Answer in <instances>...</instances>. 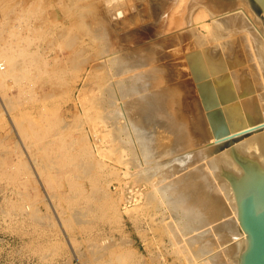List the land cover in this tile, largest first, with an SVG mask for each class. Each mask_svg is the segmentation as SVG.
Segmentation results:
<instances>
[{
    "label": "bare ground",
    "instance_id": "1",
    "mask_svg": "<svg viewBox=\"0 0 264 264\" xmlns=\"http://www.w3.org/2000/svg\"><path fill=\"white\" fill-rule=\"evenodd\" d=\"M140 1L70 0L73 11L66 9L73 14V19L70 25L59 28V19L44 22L40 0H23L19 22L11 21L9 25L11 22L6 20L8 25L0 27V106L3 111L9 113L14 104V99L9 102L1 91L10 81L20 84V93L26 101L34 99L35 88L49 89L38 99L44 103L30 116L17 119L11 114L12 129L19 133L24 144L15 140L10 153L0 157V174L11 182L34 188L33 195L20 194L22 200L27 201L22 202L21 211L35 220L44 218L35 205V200L38 202L40 198L53 210L65 231L91 240L96 224L122 219L110 188L112 180L120 182L123 172L124 176L131 175L132 184L146 187L131 190L130 198L136 206L127 208L126 214L133 210L136 225L138 214L149 203L159 210L161 224L157 226V217H154L152 228L160 231L162 245L171 244L173 253L178 256L174 257L184 258L188 264H240L241 254L248 247V233L240 224L231 182L221 173L224 169L237 178L245 173L234 158L231 146L239 155L264 169V7L257 0H158L162 6L151 13L154 20L163 19L165 7H172L165 12L167 24H164L175 32L164 41L183 42L191 38L189 44L184 42L186 51L185 44L179 42V51L183 48L185 52L182 61L169 60L167 67L156 58L159 46L153 42L144 45L146 39L145 42L142 39L149 34L146 28L149 24L142 23L146 12L150 11L144 5L151 0ZM152 2L159 8L157 2ZM7 5L9 11L11 4ZM119 9L120 15L116 14ZM132 9L135 11L123 14ZM112 10L120 16L118 25L107 19ZM161 36L158 37L161 39ZM44 39L48 49H52V43L66 47L65 57L60 59L57 53L48 60L36 43ZM141 40L143 45L138 44ZM214 41L221 43L211 47ZM69 66L79 72L76 82L84 79V71L88 74L87 87L81 86V89L90 92L89 105L81 100L82 106L77 104L74 110L71 106L58 107L71 98L66 87ZM95 77L98 80L94 83L91 79ZM48 100H53V106L47 105ZM22 110L20 112L27 113ZM96 113L99 119H93ZM90 131L94 141L89 136ZM27 139L35 144V152L29 149L30 144L25 145ZM23 149L26 154L31 151L34 164H29ZM112 150L114 155L110 154ZM107 174L112 177L105 182ZM42 184L46 187L44 195L40 193ZM143 198L148 202L146 205L140 202ZM50 214L44 215L50 217ZM56 220H52V225ZM71 238L76 252L79 246L76 248L77 241ZM114 239L108 245L93 244L89 240L91 246L85 244L87 251L82 256L84 259L80 258L89 264L95 263L94 260L100 263L101 253L113 246L109 244ZM120 246H115V250L120 251L115 258L123 263L132 262L135 251ZM82 252L80 250L78 255ZM111 262L113 260L108 263Z\"/></svg>",
    "mask_w": 264,
    "mask_h": 264
},
{
    "label": "rangeland",
    "instance_id": "2",
    "mask_svg": "<svg viewBox=\"0 0 264 264\" xmlns=\"http://www.w3.org/2000/svg\"><path fill=\"white\" fill-rule=\"evenodd\" d=\"M41 1V7H42V15H44L43 16V18H44V22H45V20L46 21H48V20H50V21H52L53 19H59L60 21H59V23L58 24H60V25H58V27L60 28L61 26L63 27V25H65V24H67L68 23V25H70L71 24V21H72V19H73V14L72 13H69L68 12V9H70L71 11H73V8H72V4L70 3V0H40ZM120 1V0H119ZM140 1V0H139ZM143 1V0H142ZM152 1H155L154 3H156L158 0H151V4L153 5V2ZM141 2V1H140ZM12 3H14V5H12ZM23 0H0V27L1 26H3V25H8V22L6 21V20H8V21H15V22H13L14 24H16V23H18L19 22V17H21L22 16V13H23V11H21V9L23 10V7L21 8L20 7V5H22L23 6ZM150 3H148V4H145L144 6L145 7H147L148 9H150V11L151 10H153V11H149L150 12V14H149V12H146V15L144 16L145 18H144V20H143V23H142V21H141V23L144 25H146V24H149V25H146V28L149 30V34H147V36H149L148 38H147V36L144 38V39H142L144 42H145V44H144V42L141 40L138 44H140V45H145V46H147L148 44H151L152 42V44H154V45H156V46H159V48L158 47H154V48H158L159 50V52L161 53V54H159V52H158V55H156L157 57V60H158V58H159V63L160 62H162L163 63V65H165V64H167L166 66L168 67V64H169V62L171 61H182V59H183V57L185 56V52H183L184 50L186 51V49L187 48H185L186 47V44L185 43H187V44H189V42L191 41V38H189L188 39V41H181L180 42V40H175V42H169L168 41V43L167 42H165L164 41V39L165 38H169L170 36H172L173 34H174V32H175V30H170V27L168 26L167 27V25H165L164 23H166L167 24V22H166V15H165V12L166 11H170L171 9H172V7H170V8H166L165 7V12L163 13L164 14V16L163 15H161V17H164L163 19L162 18H160V19H162V20H160L159 18H155V20H154V17H152L153 16V14H151L152 12L153 13H155V10L156 9H160L161 8V3L159 2H157L158 3V6H159V8H156L154 5L152 6H148V5H150ZM7 4H11V9L8 11V5ZM17 6V8H16V6ZM174 5V4H173ZM5 6V7H4ZM6 6H7V8H6ZM157 6V7H158ZM7 10H6V9ZM14 8V9H13ZM66 8H68V9H66ZM5 9V10H4ZM12 9H13V11H12ZM64 9V10H63ZM169 9V10H168ZM14 10L16 11L15 13L17 14L18 12H20V13H18L17 15H16V17H15V13H13L14 12ZM19 10V11H18ZM164 10V9H163ZM5 11V12H4ZM11 11H12V13L14 14V15H12V13H11ZM66 11L68 12V13H66ZM135 11V9H132V10H128V11H125L123 14H128V13H132V12H134ZM9 12V13H8ZM116 12H118V13H116ZM115 13L116 14H121L120 13V9L118 10V11H116ZM3 13V14H2ZM4 13H6L5 15H4ZM114 13V10H112V14H107V16L109 17H107V19H109V21L111 22V23H116L115 25H118V21H119V19H120V16L119 15H117L116 16V14ZM19 14H20V16H19ZM114 14V15H113ZM122 14V15H123ZM3 15H4V18H3V20H2V18L1 17H3ZM8 15H9V19H8ZM11 15L12 16H14V17H11ZM148 15H149V17H148ZM152 15V16H151ZM19 16V17H18ZM151 16V17H150ZM117 17V18H116ZM48 18V19H47ZM115 18L117 19V20H115ZM148 20V21H146V20ZM150 19V20H149ZM158 19L160 20V21H158ZM163 20H165V21H163ZM2 21V22H1ZM6 21V22H5ZM17 21V22H16ZM115 21V22H114ZM145 21V22H144ZM156 21V22H155ZM161 21H163V23L161 22ZM5 22V23H4ZM33 22L35 23V22H37V18H35V19H33ZM156 23V24H155ZM157 23H158V26H155V25H157ZM162 25H161V24ZM159 24L161 25L160 27H159ZM9 25H12V22H11V24L9 23ZM144 25V26H145ZM153 25L160 31V33L158 32V30L157 29H155V30H157L156 32H157V34H159V35H157L156 34V32H155V30H154V28L155 27H153ZM164 26H165V28H164ZM160 28H161V30H160ZM163 28H164V30H163ZM167 28V29H166ZM154 30V31H153ZM164 32H163V31ZM168 31H169V33H168ZM150 32H152V33H150ZM171 32H173V33H171ZM161 33H163V34H161ZM164 33H165V35H167L168 34V36H164V38H163V35H164ZM152 34V36H154V37H151L150 35ZM154 34V35H153ZM162 35V36H161ZM49 36V34L47 35V37ZM156 36V37H155ZM158 36H161V39H162V41H164V43L162 44L161 42V39H160V37H158ZM151 37V41L149 40V38ZM156 38V39H155ZM154 39H155V41H154ZM158 39V40H157ZM159 39H160V41H159ZM174 39V38H173ZM148 40V41H147ZM166 40V39H165ZM157 41H159V42H157ZM177 41V42H176ZM221 41V40H220ZM220 41H218L219 43H221L222 41H223V39H222V41L220 42ZM143 42V43H142ZM156 42V43H155ZM179 42H180V44H185L184 45V50H183V48H182V51H179V50H181L180 49V44H179ZM185 42V43H184ZM218 42H216V41H214V42H211L210 44H211V47L213 46V47H215V46H217L218 45ZM36 43H38L39 45H40V48H41V50H43V53L45 54V57L48 59V60H51L52 59V56H54V55H56L57 53H58V55H60L59 56V58L60 59H63V57H65V55L67 54V51H68V49L66 48V47H62V46H59L57 43H55V44H50V46H52V49L50 48V49H48L47 48V44H46V42H45V39H44V41H38V42H36ZM142 43V44H141ZM159 43V44H158ZM163 45V47H161L162 45ZM210 44H207V46H210ZM216 44V45H215ZM242 44V43H241ZM57 47H56V46ZM170 45V46H169ZM180 45V46H179ZM215 45V46H214ZM161 47V48H160ZM166 47V48H165ZM56 48V49H55ZM162 48L165 50H162ZM174 48V49H173ZM46 49H47V51H46ZM174 51H173V50ZM153 50H155V49H153ZM168 50V51H167ZM176 50L178 51V54H177V52H176ZM155 51V52H156ZM163 51V52H162ZM169 51H171V53H174V54H171ZM154 52V53H155ZM183 53V54H182ZM225 53V52H224ZM63 54V55H62ZM177 57H176V56ZM180 55H181V57H180ZM183 55V56H182ZM165 56V57H164ZM166 56H168V57H166ZM170 56V57H169ZM174 58V60H171V59H173ZM175 57H176V59H175ZM179 57V58H178ZM163 59V60H162ZM168 59V60H167ZM160 60H162V61H160ZM170 60V61H169ZM168 61V63H166ZM153 62H155V61H152L151 63H153ZM165 62V63H164ZM156 63V62H155ZM170 66V65H169ZM146 67H148V68H150L151 66L149 65H147ZM188 70V69H187ZM87 71H84V79H82V80H77V82H76V80L75 79H77L78 78V70H74V68H70V66L68 67V70H67V78H68V81H67V85H66V87H67V89L70 91V95H71V98H70V101H68V102H63L62 104H61V106L59 105L58 107H60V108H67V107H69V106H71L72 107V109L74 110V109H76V105L78 104L80 107L82 106L81 105V103H80V101L81 100H86L87 102H85L86 103V105H89V102L88 101H90L89 99H88V94L90 93L88 90H86V89H81V86H83L82 88H84V86H86V84H85V79H86V75H88V74H85ZM81 73V72H80ZM74 78V79H73ZM94 78V77H93ZM91 79L92 80V82L94 81V83L95 82H97L96 80H98L96 77V79ZM76 83V84H75ZM12 84V85H11ZM15 84V85H14ZM8 85H9V83H8ZM8 85H6L5 87H3V88H1V91L4 93V95H5V97L8 99V100H10L9 102H13V101H11V100H13L14 99V104L12 105L13 107L11 108L10 106V108L11 109H9V113L7 112L6 113V111L4 112L3 111V109H2V107L0 106V157H3V156H6L5 154H8V153H10V151L12 150V148L16 145V144H14V143H16V141H17V143H18V141H19V143L22 141V139H21V136L19 135V133L15 130H13L12 129V124H11V121H12V119H11V114L12 115H14L17 119L18 118H20L21 116H30L32 113H34L36 110H38L39 109V107H41V105L44 103V101H39L38 99H40L41 97H42V94H44V91H49V89H46V88H43V87H38V88H41V89H39L38 90V88L36 89L35 88V96H34V99L32 100V101H26V99H25V97H24V94L23 93H20V84H17V83H14L13 81H12V83H11V81H10V87H12V88H10V87H8ZM72 87V88H71ZM87 87V86H86ZM89 87V86H88ZM81 89V90H80ZM16 92V93H15ZM42 92V93H41ZM9 94V95H8ZM9 96V97H8ZM72 99V100H71ZM16 100V101H15ZM69 100V99H68ZM36 101V102H35ZM75 101V102H74ZM16 102V103H15ZM26 102V103H25ZM30 102V103H29ZM33 102V103H32ZM37 102H39V103H37ZM52 102H53V100H48L47 101V105H49V106H53L52 105ZM72 102V103H71ZM76 103V104H75ZM11 104V103H10ZM25 104V105H24ZM33 104V105H32ZM75 104V105H74ZM20 105V106H19ZM37 105V106H36ZM40 105V106H39ZM77 105V106H78ZM35 106V107H34ZM75 106V107H74ZM22 109H27V110H22ZM26 107V108H25ZM29 107V108H28ZM32 107V108H31ZM34 107V108H33ZM19 109V110H18ZM20 110H22V111H26L27 113H25V112H20ZM93 111V109H90V112H92ZM15 112V113H14ZM20 113H21V115H20ZM93 113H95L94 111H93ZM19 114V115H18ZM97 114V113H96ZM8 115V116H7ZM99 114H97V116L96 117H94L93 119H99L98 116ZM11 131H13V132H11ZM16 133V134H15ZM90 133H92L91 131L89 132V136H90V138L94 141V139H93V134H90ZM1 139H2V141H1ZM16 140V141H15ZM23 142V143H22ZM21 143L22 144H24V140L22 141ZM12 144V145H11ZM22 144H19V145H21L22 146ZM30 144V145H29ZM110 146L113 144V143H108ZM25 145H29V149H31L33 152H35V144L33 143V141L32 140H30V139H27L26 140V142H25ZM12 146V147H11ZM27 148H28V146H27ZM24 150V149H23ZM25 151V150H24ZM29 152V154H26L27 152L25 151V155H27V156H25L26 157V159H27V161L29 162V164L30 165H32L31 163H33L34 164V158H31L33 155L30 153L31 151L29 150L28 151ZM110 154H112V155H114L115 153L113 152V150L110 152ZM130 155H126V157H129ZM34 157V156H33ZM31 160V161H30ZM123 169H125V167H123ZM124 173L122 172V176H121V179L119 180L120 182H118V179H116V180H112V186H111V188H110V192L113 194V197L116 199V201H117V203L119 204V208H120V213H121V220H119V221H116V220H114L113 221V219H111L110 221H106L105 223H98V224H96V226H94L93 227V232H92V238L93 239H84V238H82V237H80L79 235H73V233L72 232H68V231H65L64 230V228H63V226L59 223V221H57L55 218H56V215H54V212H53V210L50 208H47V206L46 205H44L43 204V202H41V200H40V198L38 199V202H37V200H35V205L37 204V208L40 210H38V214L40 215V217H42V216H44V218L42 217L41 219H42V221H41V219L39 220V219H36L35 220V218H33V217H31V216H29L28 215V213H26L25 211H21L20 209H21V206L24 204V201L25 202H27L26 201V199H23L22 200V195H20L21 193H28V194H34L35 193V190H34V188L31 186V185H28V186H22V185H20L18 182H11L10 180H8L7 178H6V176H1V174H0V264H89L86 260H83L84 259V257H82L83 256V254H85V250L87 251V245H85V244H88L89 243V247L91 246L90 244L91 243H93V244H95V242H99L98 244L99 245H104V243H105V245L107 244L108 245V243H110L109 241L111 240L112 241V238L114 239V237H115V239L117 240V242H114L115 241V239L113 240V242H111V244H109L110 246H112L111 248H109V249H107V250H105L103 253H101V254H103V256L101 255L100 256V263L99 262H97L98 260H94V262L95 263H90V264H102V262H103V264H152V261H153V264L155 263V264H188L187 262H184V261H186L184 258H180V260H179V258H177L178 256L175 254V253H173V249H172V247H171V244H169V243H167L166 245V247L164 246V245H162L160 242H161V234H160V231H154V228H152V225H153V221H152V218H154V217H157V220H156V225L158 226V225H160L161 224V222H159L160 221V218H162V216H161V214H160V212H159V210L157 211L155 208L153 209V207H152V205L149 203L148 204V207H144V206H142V208L144 209H142L141 210V212L138 214V223L136 224V225H134V223H133V210H132V212L130 213L132 216H130V214H126V211H127V208H129V207H131V209H134V208H132L133 206H136V205H134V202H132V198H130L131 197V192L133 191H136L137 190V188L139 187V189L140 190H145V185H140V184H132V177L130 178V176L131 175H125L124 177ZM5 177V178H4ZM106 178H105V182L106 181H108V180H110L111 179V177H112V175H109V174H107L106 176H105ZM123 177V178H122ZM127 177V178H126ZM130 179H129V178ZM2 178V179H1ZM128 179V180H127ZM8 180V181H7ZM123 182H125V184L123 183ZM10 184V185H9ZM13 184V185H12ZM15 184V185H14ZM103 184H104V187L106 186V183H104V181H103ZM9 185V186H8ZM43 185V184H42ZM117 186V187H116ZM123 187V188H121V187ZM131 187H132V189H131ZM12 189V191H11V189ZM30 188V189H29ZM127 189V190H125V189ZM46 187L43 185V188H41L40 189V193L42 194V195H44V194H46ZM124 189V190H123ZM8 190V191H7ZM18 190H20L19 192H17ZM45 190V191H44ZM118 190V191H117ZM132 190V191H131ZM14 191V192H13ZM121 192H122V194H121ZM6 193V194H5ZM15 195H14V194ZM52 193V192H51ZM20 196H19V195ZM115 195V196H114ZM7 196V197H6ZM123 198H121V197ZM5 198H7V200H5ZM122 199V201L121 200H119L118 201V199ZM9 199V200H8ZM13 201H12V200ZM129 199V200H128ZM144 200V201H143ZM3 201V202H2ZM16 201V202H15ZM18 201V202H17ZM20 201H21V203H20ZM15 202V203H14ZM22 202H23V204H22ZM29 202V201H28ZM120 202V203H119ZM140 202L144 205H146V203H148L147 201H145V199L143 198L142 200H140ZM13 204V205H12ZM22 204V205H21ZM133 204V205H132ZM10 205V206H9ZM34 205V206H35ZM48 209H46L44 206ZM5 206V207H4ZM14 206V207H13ZM18 208V210H17V208ZM4 210H3V209ZM7 208V209H6ZM44 208V209H43ZM12 210L14 211V212H17V213H14L13 212V215H12ZM17 210V211H16ZM148 210V211H147ZM8 211V212H7ZM123 211V212H122ZM130 211V210H129ZM138 212V211H137ZM145 212H146V214H145ZM4 213V214H3ZM8 213V214H7ZM9 213H10V215H9ZM50 214V213H52V216H50V217H52V218H50V217H48V215H44V214ZM127 213H129V212H127ZM133 213V214H132ZM167 213H169L168 211H166V214ZM21 214H23V215H21ZM5 215V216H4ZM16 215V216H15ZM25 215V216H24ZM42 215V216H41ZM51 215V214H50ZM8 216V217H7ZM25 218H24V217ZM29 216V217H28ZM130 216V217H129ZM5 217V218H4ZM28 217V218H27ZM8 219V220H7ZM23 219V220H22ZM33 219V220H32ZM15 220V221H14ZM49 220V221H48ZM54 220H56V224H53L52 225V223H53V221ZM22 221H24V222H22ZM34 221H35V223H34ZM122 221V222H121ZM136 221V220H135ZM18 224H17V223ZM29 223V225H27L28 223ZM37 222H39L38 223V225H37ZM48 222H50L49 223V225H48ZM113 222V223H112ZM118 222V223H117ZM121 222V223H120ZM16 223V224H15ZM20 223V224H19ZM24 224V226H23V224ZM59 223V224H58ZM111 223V224H110ZM13 224V225H12ZM15 224V225H14ZM42 224H43V227H42ZM45 224V225H44ZM11 225V226H10ZM60 225V226H59ZM101 225V226H100ZM110 225V226H109ZM116 225V226H115ZM124 225V226H123ZM32 226H33V228H32ZM36 226V227H35ZM37 226L39 227V228H37ZM46 228H45V227ZM121 226V227H120ZM21 227H23V228H21ZM63 229H62V228ZM96 227V228H95ZM114 227V228H113ZM20 228V229H19ZM25 228V229H24ZM113 228V229H112ZM117 228H119L118 230H117ZM46 229V230H45ZM59 229V230H58ZM96 229V230H95ZM107 229V230H106ZM120 229H121V231H120ZM32 230V231H31ZM35 230V231H34ZM103 230H104V232H103ZM36 231H37V233H36ZM40 231V232H39ZM94 231H95V233H94ZM97 231H99V232H97ZM115 231V232H114ZM44 232V233H43ZM51 232V233H50ZM111 232V233H110ZM98 233V234H97ZM105 234V235H104ZM42 235V236H41ZM98 236V237H97ZM105 236V237H104ZM113 236V237H112ZM71 237H73V239H76V241H77V243L75 244V246H76V248L78 247V249H77V251L75 252V250H74V248H73V245H71V241L69 240ZM75 237V238H74ZM102 237V238H101ZM123 237V238H122ZM125 237V238H124ZM78 238V239H77ZM97 238H99V239H97ZM106 238V239H105ZM110 238V239H109ZM155 238H157L156 240H155ZM72 239V238H71ZM120 239H122L123 240V242H122V240L120 241ZM84 240V241H83ZM89 240L91 241V243L89 242ZM94 240V241H93ZM153 240V241H152ZM37 241V242H36ZM43 241V242H42ZM47 241V242H46ZM52 241V242H51ZM56 241V242H55ZM88 241V242H87ZM102 241V242H101ZM152 241V242H151ZM49 242V243H48ZM82 243V244H80V243ZM122 242V243H121ZM37 245H36V244ZM63 243V244H62ZM113 243V244H112ZM148 243V244H147ZM155 243V244H154ZM46 244L48 245V246H46ZM58 244V245H60V246H56V245ZM78 244H80V245H78ZM118 244V245H117ZM119 244L121 245L120 247H124V248H131L133 251H135V256L137 257H135L133 260H131L132 262H130V261H124V263H123V261L122 262H120V259L119 260H117V256H119V254H118V252H120V251H117V250H115V246H119ZM38 245H40V247L38 246ZM115 245V246H114ZM34 246V248H32ZM52 246V247H51ZM56 248H55V247ZM44 247V248H43ZM47 247V248H46ZM83 247H85V248H83ZM88 247V248H89ZM107 247V246H106ZM149 247V248H148ZM38 248V249H37ZM40 248H41V250H40ZM82 248V249H81ZM118 248V247H117ZM33 249V250H32ZM47 251H46V250ZM52 249L53 250H55L54 252H50L49 253V251L51 250L52 251ZM151 249H152V251H151ZM161 249V251H159ZM45 250V251H44ZM80 250H83V252L81 253L82 255L80 256V255H78L79 253H80ZM112 250H114L115 252H114V255H113V251ZM38 251H41V252H38ZM58 251V252H57ZM79 251V252H78ZM108 251V252H107ZM112 251V252H111ZM48 252V253H47ZM116 252H117V254H116ZM169 252H170V254H169ZM111 253V254H110ZM45 254H47V255H45ZM75 254V255H74ZM110 254V255H109ZM116 254V255H115ZM158 255V259L156 260V259H154V260H151V259H153V258H155L157 255ZM172 255V256H171ZM69 256V257H68ZM106 258H105V257ZM109 256V257H108ZM114 256V257H113ZM155 256V257H154ZM162 256V257H161ZM174 256H177V257H174ZM44 257V258H43ZM80 257H82L83 259H81ZM102 257H104V258H102ZM108 257V258H107ZM115 257H117V258H115ZM139 257V258H138ZM150 257H152V258H150ZM109 258H113L112 260H113V262H111V263H108V262H110V261H112L111 259L109 260ZM175 258V259H174ZM144 259H145V261H144ZM160 259V260H159ZM108 262H107V261ZM137 260V261H136ZM159 260V262H161V263H156L157 261ZM172 260V261H171ZM174 260H176V261H174ZM134 261V262H133ZM139 261V262H138ZM144 261V262H143ZM148 261V262H147ZM116 262V263H115ZM128 262V263H127ZM130 262V263H129ZM190 264H194V263H190Z\"/></svg>",
    "mask_w": 264,
    "mask_h": 264
},
{
    "label": "water",
    "instance_id": "3",
    "mask_svg": "<svg viewBox=\"0 0 264 264\" xmlns=\"http://www.w3.org/2000/svg\"><path fill=\"white\" fill-rule=\"evenodd\" d=\"M264 7V0H257ZM234 158L243 166V177L225 171L238 203V218L247 232L248 247L241 254L240 264H264V169L241 155L231 146Z\"/></svg>",
    "mask_w": 264,
    "mask_h": 264
}]
</instances>
